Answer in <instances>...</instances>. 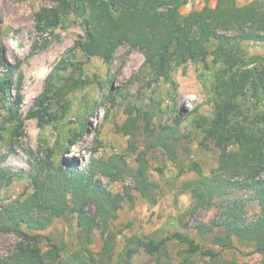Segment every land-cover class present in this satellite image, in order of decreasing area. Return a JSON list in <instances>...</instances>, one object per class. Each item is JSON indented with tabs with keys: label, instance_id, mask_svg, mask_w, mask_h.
I'll return each instance as SVG.
<instances>
[{
	"label": "rangeland",
	"instance_id": "374dc122",
	"mask_svg": "<svg viewBox=\"0 0 264 264\" xmlns=\"http://www.w3.org/2000/svg\"><path fill=\"white\" fill-rule=\"evenodd\" d=\"M251 1L236 0V4L242 6ZM204 2L188 0L178 12L186 16L199 10ZM209 4L214 6L215 0ZM53 5L51 0H0L4 63L0 69V157H5L0 167L12 174L11 182L0 189V207L23 201L40 190L53 192L55 184L47 185V179L59 167L81 170L91 161L122 157L134 170L137 158L142 157L149 179L158 185L157 202L150 204L136 191L127 190L131 203L125 200L109 225L115 239L111 264L120 260L124 241L132 235L159 239L179 231L194 236L201 246L217 250L211 238L223 235L222 228L214 227L213 233L200 237L195 226L219 219L221 210L216 206L199 208L192 215L190 191L183 189L185 182L198 177L189 170L191 162L197 163L205 176L218 164L220 150L210 137L209 128L217 99L213 91L215 77L227 66L214 61L216 42L207 45L206 58L172 63L166 78H155L144 66L143 54L127 45L118 47L108 64L79 49L70 51L74 42L84 36L81 15L62 16L58 27L39 33L34 13ZM237 52L243 63L232 72L246 70L255 76L264 72V45L239 42ZM63 60L69 65L59 69ZM249 87L247 84L243 95L233 101L228 120L229 124L242 122L250 133L258 134L264 132V93L253 97ZM40 97L46 109L38 117H28L36 111ZM16 98L21 100L18 107L14 105ZM5 102L10 106L5 107ZM17 122L21 124L16 131ZM100 180L112 194L127 196L125 189L133 186L127 174L117 182L105 177ZM231 197L246 204V221L256 218L258 202L250 192L233 191ZM86 211L92 214L94 207L88 205ZM38 233L58 245L64 257L75 252L83 254L84 248L95 254L105 239L95 229L86 241L71 214L54 219ZM18 240L12 233L0 232L1 259L12 253ZM235 245L236 251L222 254L224 260L234 264L259 263L261 256L253 253L251 244L235 241ZM39 247L43 252L49 250L44 240H40ZM185 249L184 244L170 241L158 259L162 264H178L185 257L181 253ZM191 259L196 264L208 263L198 254ZM56 263L57 260L47 264ZM132 264H156V258L140 250Z\"/></svg>",
	"mask_w": 264,
	"mask_h": 264
},
{
	"label": "trees",
	"instance_id": "16d2710c",
	"mask_svg": "<svg viewBox=\"0 0 264 264\" xmlns=\"http://www.w3.org/2000/svg\"><path fill=\"white\" fill-rule=\"evenodd\" d=\"M210 1L205 0L199 10L186 16H181L178 10L188 0H51L52 7H43L34 13L35 28L39 33L58 27L62 16L81 15L84 36L74 42L70 51L79 49L108 64L116 49L127 45L143 54L144 66L155 78H166L172 63L206 58L209 53L207 45L211 41L216 42L214 61L227 66L217 74L213 87L217 99L209 134L220 150L217 167L205 176L200 166L191 162L189 170L198 177L183 184V189L190 191L192 215L199 208L216 206L221 210L219 219L195 226L200 237L213 233L214 227H221L223 235L216 234L211 238V244L218 249L203 247L194 236L179 231L159 239L153 235H132L125 239L116 264H132L133 257L140 250L156 258V264H162L158 256L170 241L186 246L181 252L185 257L178 264H196L191 259L196 254L207 264H234L221 256L225 251L237 250L235 241L251 244L253 253L261 256L258 264H264V132L253 134L242 122L229 124L228 120L233 101L243 95L247 84L253 97L264 93V72L257 76L246 70L232 72L243 63L237 54L239 42L253 41L264 45V0H252L242 6H238L236 0H215L214 6L209 4ZM2 53L0 46V69L4 68ZM68 65L63 60L58 68L66 69ZM227 73L230 74L225 76ZM7 95L11 98L9 92ZM42 97L36 102V111L29 113L28 117H38L39 112L46 109ZM16 100L14 105L18 107L21 100ZM4 106L10 105L5 102ZM20 124L16 123V131ZM229 146L234 148L229 149ZM4 158L0 157V165ZM137 164V168L131 170L120 157L91 161L81 170L59 167L47 179V185L55 184L53 192L40 190L23 201H12L0 207V232L12 233L19 239L12 253L0 258V264H47L56 260V264H111L115 239L109 225L123 202L131 203L127 190L136 191L150 204L157 202L158 185L149 179L145 159L137 158ZM126 174L133 182L131 188L125 189L127 196L112 194L100 180L105 177L117 182ZM11 180V172L0 167V189ZM233 191L250 192L257 200L259 213L255 219L246 221V204L233 199ZM88 205L94 207V213L86 211ZM66 214L76 217L86 241L95 229L105 235L99 252L94 254L84 248L83 254L75 252L64 257L58 245L38 233L50 226L54 219ZM40 240L46 242L49 250H41Z\"/></svg>",
	"mask_w": 264,
	"mask_h": 264
}]
</instances>
